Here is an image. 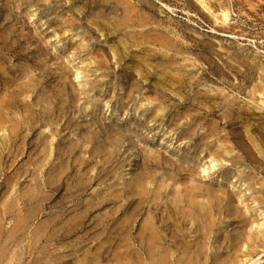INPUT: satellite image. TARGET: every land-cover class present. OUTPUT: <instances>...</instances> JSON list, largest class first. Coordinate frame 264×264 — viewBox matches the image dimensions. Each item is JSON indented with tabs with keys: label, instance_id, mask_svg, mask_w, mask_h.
<instances>
[{
	"label": "rangeland",
	"instance_id": "374dc122",
	"mask_svg": "<svg viewBox=\"0 0 264 264\" xmlns=\"http://www.w3.org/2000/svg\"><path fill=\"white\" fill-rule=\"evenodd\" d=\"M128 1L182 37L169 34L194 71L185 95L161 83L163 51L138 71L116 0H0V264L179 262L174 241L196 264H264V0H212L229 25L197 0ZM127 180L142 206L123 207Z\"/></svg>",
	"mask_w": 264,
	"mask_h": 264
},
{
	"label": "bare ground",
	"instance_id": "6f19581e",
	"mask_svg": "<svg viewBox=\"0 0 264 264\" xmlns=\"http://www.w3.org/2000/svg\"><path fill=\"white\" fill-rule=\"evenodd\" d=\"M110 1H112V0H105V2H110ZM211 1L212 0H197V2L200 4V6L202 7V9L204 11H206L207 13H209L210 15L215 17L216 22L221 21V23L223 25H229L230 21H231L230 20V18H231L230 8H228L226 5L221 4L218 8L219 14L217 15L216 14L217 10L216 11L213 10ZM116 2H117L118 10H122V12L124 13V17L120 23H117V22L114 23L113 28L116 30V33L120 32V31L121 32L125 31V33H124L125 40L123 42L125 51H127L128 48H139L140 47V50L137 52V54L139 55V59H140L139 63L136 64V68L138 69V71L143 72L142 69H143L144 64H147L146 66H149L148 60L154 61V62L158 61V54L161 53V51H163L164 56L168 59V62H166L167 66L165 68V71H163L161 74V80L160 81L162 84H169V85L175 87L176 90H178L179 95H185L186 94L185 91L187 90V81L186 80L188 78L191 81L194 79V76L192 75L194 73V71L190 70L186 74V73L182 72L178 67H176V65H177L176 64V57L177 56H183L184 57L185 54L178 47V41L172 42V39L169 37V34L173 33L174 36L178 37L179 39H182V37L178 34V32L175 33V31H173L174 29L173 30L169 29L168 28L169 26H164V24L162 22H157L156 18L154 16L148 14V13H145L142 7H137V6H135V4H132L128 0H116ZM148 26H156V27H153L151 29H146V28H148ZM157 27L167 29L168 31L166 34H164V32L160 31ZM134 29H140V30H134ZM132 31H135V32L132 33ZM152 47H153V49H151ZM118 49H119L118 46H116V53H118L120 51V49L119 50ZM93 60H94V63H98L97 57H94ZM183 60L186 62L191 61L190 59H183ZM182 66L185 68L188 66V64H185ZM189 66L195 68L196 63L191 62V64ZM167 68L170 69V71L167 70ZM174 68L177 70V72H175V73H173L171 71ZM81 74H82L81 72L77 71V79H79ZM1 81H2V77L0 78V82ZM256 93H258L261 97L259 96V98H257V97L253 98V102L257 103V105L259 106V107H256L257 109H260L264 112V87H262L261 89L260 88L256 89L254 94H256ZM216 98L218 99L219 95H217ZM199 104L204 106V107H207V108H212L213 106H215V105L218 106V104H221V103H217V102L211 101V99H209V98L206 99V98L202 97V100L199 101ZM245 108L239 109L237 118L238 119L241 118V119H244V120H247L248 122H250L251 119L249 117L256 115V113L253 111V108H251V107H249L248 109H245ZM225 112H226V116L231 114L233 112L232 111V105H230V104L227 105L225 107ZM0 125H4L2 120L0 121ZM16 127L17 126H14L15 130H16ZM259 140H260V143H262V144H261V146L256 145V147L259 150V153L264 157V138L259 136ZM253 141L255 143V140H253ZM232 152H233V150L227 151V154L230 155ZM215 155H218V153H216ZM216 163H217V160H215L214 156H212V159L209 162V164H210L209 167L211 169L216 168V166H217ZM222 163L226 164L227 162L225 160H222ZM206 171L207 170H204V172H206ZM54 184L55 183H52L50 185H54ZM136 184L139 185V183H136V182L134 183L131 180H127L124 183V185H123L124 191L123 192L128 191L126 193H129V194L126 197L127 198L126 203L123 205V207H128V208L129 207H140V206H142L143 203H145L141 198L136 199L137 198L136 196L140 197L144 193L142 191L136 192L134 190V186ZM233 188H236V186L233 185ZM35 193H37V192H35ZM33 195H35V194H33ZM27 196L29 197V195H27ZM30 197H31V195H30ZM33 199H36V198H33ZM189 200L191 202H194L195 199L191 198ZM234 215L236 217L240 216L238 212H236ZM165 224H166V222H165ZM254 224L255 223H253V226H254ZM150 225L148 224L147 227L145 225V227H146L145 229L143 227V232H142V239L143 240L142 241H145L146 243L149 244V246H151V248L149 250L147 249L148 256H150L151 258H155L156 256H158L157 255L158 250H159L158 242L161 243V241L162 240L165 241L164 239H166V238L162 239V238L158 237L156 233H151V232H156V229L153 227V225H151V226ZM166 227H167V229L169 228L168 225H166ZM258 227L264 228V223L258 224ZM178 230H181V229H178ZM149 231H151L150 234H149ZM178 237H179L178 233L177 234L173 233L172 239H178ZM171 243H173L172 247L174 249L178 248L176 251L177 254H179V253H182V255L185 254L183 256L182 261H181V259H179L180 263L177 262L178 261L176 259L177 257L175 258V256H173L174 254L169 255L167 253V256H165V257L162 256L161 258L157 259L158 262H156L155 264H196L193 262L192 258H194V257H192V256H195L196 252H198V251L192 252L191 247L184 248L185 246L182 247V245L179 244L180 242L178 243V242L174 241ZM176 246H180V247H176ZM188 252H190V253H188ZM178 258H180L179 255H178ZM168 260H170L171 262L169 263ZM252 260H253V258H250L249 260H247L243 264H255L256 262H258V261H252ZM194 261H195V259H194ZM240 264H242V263H240Z\"/></svg>",
	"mask_w": 264,
	"mask_h": 264
}]
</instances>
